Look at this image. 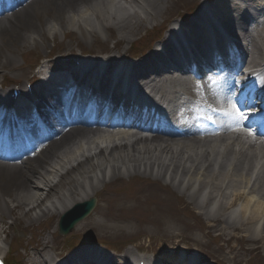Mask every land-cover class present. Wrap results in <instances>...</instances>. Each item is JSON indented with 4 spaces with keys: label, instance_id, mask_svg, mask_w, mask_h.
<instances>
[{
    "label": "bare ground",
    "instance_id": "obj_1",
    "mask_svg": "<svg viewBox=\"0 0 264 264\" xmlns=\"http://www.w3.org/2000/svg\"><path fill=\"white\" fill-rule=\"evenodd\" d=\"M22 1L16 2L15 6ZM28 1L29 3L11 15V20L14 24L22 25L25 29H29L27 32H30L31 35L27 36L25 35L26 33L18 30L13 31L10 22L0 21V49L6 54L2 59L0 58V69L16 67V58L21 56V51L27 47H34L36 41H47L56 37L58 31H65L66 33H62L65 35L78 31V27L86 26V29H94V31L100 28L109 37L111 36L109 31L113 30L120 41L129 42L139 29L146 25L150 18L163 15L166 7L174 0H133V3L138 1L144 7L149 8L150 14L145 18H139L135 11H123L124 9L115 0H66L75 16L74 19L70 16L71 11H66L64 9L65 4H60L58 0ZM80 1H82V5L79 4L81 3ZM229 4V0L215 1L216 14L219 12L222 14L219 18L220 20L223 16H228V12L236 10L234 5ZM217 7L220 8L217 9ZM51 8H53V11ZM51 14L53 15L51 16ZM64 14L66 15L63 17ZM31 18H34L35 22H37L36 25L31 22ZM236 18L230 17L231 21H235ZM130 21H135V23L131 24ZM226 22L229 21L226 20ZM91 42L90 40L88 43ZM126 53L127 51L124 54ZM108 63L111 66L110 60ZM144 63L143 61V66ZM133 64V75L145 77V74L142 73L143 70L139 69V62L132 63V66ZM42 70L43 68H39L35 75L41 73ZM159 76H161L160 70H156L151 77L145 78L151 88L154 85L157 86L158 81L156 79ZM171 84L172 82H169V85ZM165 85L168 84L165 83ZM35 88H40V85ZM1 94L0 91V96H2ZM161 97L167 102L172 100L171 95L165 91L161 92ZM66 131L64 130L52 136L51 142L47 144L45 151L42 148L44 146L43 142L36 143L39 146L40 153L34 156H22L17 160V166L0 165V203L2 205L0 212L5 211L7 215L11 216L13 215L11 208L21 210L26 207L27 210L23 212V216L26 217L28 213L38 210L39 212L36 213L31 221L38 222L46 215L60 216L66 210L72 208L74 204H81L88 200V198L93 196L97 188L105 184L104 173L106 171L111 172V180H115L120 175L133 176L140 173L147 174L154 179L174 180L176 177L173 174L176 169L179 174V182H177L179 185L185 178L189 179V185L196 180H200V187L195 194L197 197L193 195L188 198V201L196 209L203 211V213L205 212L204 216L207 217L209 222L216 224L215 228L219 230L221 235L228 234L231 237L230 231L236 229V231L242 233L243 239L258 244L264 254V203H255L254 196L246 191L248 190L247 184L251 176L249 162L255 157V149L248 146L247 148L228 151L225 156L227 161L216 163L220 171L215 175L212 173V165L218 158L222 159L224 157L213 149H206L201 153L184 158H170L167 160L168 157H171L169 153H172L171 151L174 148L171 145L167 146L166 143H162L166 141L161 140L157 135L150 140L138 137V139L125 143L122 140H130L131 135H113L116 138V141H114L113 137H99L100 130L86 131L77 128L69 130V133H66ZM57 136L61 139V142L65 141L66 143H69L73 137H82L84 140L80 143L81 145L78 146L74 143L64 150L62 154L54 156L55 153H59L57 151L59 149V140L55 139ZM129 150L132 152L131 156H129ZM85 153L89 154L85 155ZM76 157L80 158V160L77 161ZM231 160L247 164L248 172H240L239 167L233 166L229 162ZM71 162L76 163L69 167ZM226 168L228 171L224 173ZM123 169L124 171L120 173V170ZM61 170L65 171V173L62 174ZM26 172L27 174H25ZM71 172L75 173L74 176L69 174ZM64 176L66 177L64 184L68 186V189L61 183ZM14 177H19V179H14ZM26 177L30 178L31 182H26L24 180ZM217 181L226 182L225 186L227 187L235 184L234 198L229 201L227 193L220 192L217 187H212L209 189L206 199L203 200V197V201L200 199L197 201L198 195L206 190L205 187L209 188L210 183H215L218 186ZM174 182L173 184H175ZM15 184L23 185L21 186L22 190L18 193L11 189ZM85 188L87 189L85 190ZM254 188L252 194L256 191V196H264V178ZM61 189H65V191ZM49 192L51 193L49 194ZM48 194L50 198L47 197ZM46 197L48 198L47 200L45 199ZM110 200L108 198L107 202ZM234 200H242L240 202L241 215L238 218L239 220L230 222L221 215L229 209ZM114 202L117 203L118 199L114 200ZM46 203L48 204L47 207L45 206ZM211 205H214L212 209L217 207V210L215 215L209 218L211 214L207 210ZM81 230L85 231L83 227L80 228ZM37 259L40 262L41 257H37ZM37 259H33L31 264H36ZM190 260L192 258L176 256L174 253L163 254L162 259H159L160 264H189ZM233 260L235 264L240 263L236 256H234Z\"/></svg>",
    "mask_w": 264,
    "mask_h": 264
},
{
    "label": "rangeland",
    "instance_id": "obj_2",
    "mask_svg": "<svg viewBox=\"0 0 264 264\" xmlns=\"http://www.w3.org/2000/svg\"><path fill=\"white\" fill-rule=\"evenodd\" d=\"M193 1L197 2L198 0L171 1L170 5L166 7V11L163 15L160 17L156 16L154 21L157 20L158 22V18L175 17L176 14L182 10L183 15H185L189 8V4L191 5ZM80 2L82 3V1ZM81 3L79 4L82 5ZM136 10L140 16L141 11L139 7H136ZM123 11L128 12L127 10ZM65 15L66 14H64L63 17ZM132 22L135 21H130V23ZM85 28L86 26L81 27V29L78 27V31H73L65 35L62 34L65 31L59 32L56 37L48 39L43 48L36 42L34 53L30 54V51L27 52L23 57V65L17 66L13 71L10 69V74H16L22 69L30 70V67L33 66V62L37 60L35 59V54L45 55L46 52L49 50L51 51L52 46H54L55 50L62 51L61 54L63 56H60V58L68 60L71 57L79 56L80 49L77 48V44L81 46L84 52H92L89 54L98 56L101 51H105L118 40V37L117 39L114 38L113 30L109 31L112 37H107L105 33H98V28L97 37L91 39L87 36ZM92 30L94 31V29ZM152 36L153 35H148V33L145 34L140 30L131 45L132 49L139 48L143 50V47L147 46ZM89 40H93V42L90 44L85 43ZM120 46L122 47L119 51L122 52L127 45L121 43ZM68 47H71V50H69ZM96 47L99 53H96ZM128 47L129 45L127 48ZM27 50L28 47L25 48L23 52ZM4 71L6 73L8 70ZM7 77L11 80L12 75L8 74ZM124 183L128 184L126 181H124ZM138 184H140L139 186L141 189L151 188L152 191L145 196L143 193L139 198L137 190L140 189L138 188ZM138 184H135L134 192H120L119 189L123 186L120 183H116L114 184L116 186L115 188L106 189L105 193H99L98 195H101V201L97 202V206L98 209L103 211V215L99 217V225H94V230L90 233H85L84 235L73 234L70 239L76 241H79L81 237L82 240L96 239L95 236L98 235L95 231H98L101 236L115 239L111 242L117 244L118 247L130 244L134 250H145L149 254H156V252L162 251L163 248L172 249V247H174L173 249L176 250L177 255H182V252L185 250L190 253L197 252L198 256H194L199 258L202 262H207V264H230L231 258L235 254L229 252L227 247L233 245L239 253L238 258L241 259L242 262L245 261L246 263L247 259L250 263L257 262L256 257L249 258L251 254L244 252L243 249H247L250 246L249 242L245 239L238 240L240 244H235L231 240L226 242V236L220 238L217 233L212 231L211 222L205 219L206 217L203 215V211L196 209L187 199L190 198L194 192L189 191L186 196V193H180L179 190H175L172 187L166 188V182L161 183L156 181L154 184L149 185L148 181H144ZM211 185L214 186L213 183H211ZM214 187L219 188V186ZM106 198H110L112 203H108ZM115 198L123 203L111 209L107 206V203L110 205L115 204L113 203V199ZM134 199H137V201L135 202ZM159 200L162 201L159 202ZM182 202L185 206L182 205ZM212 213L214 212H209V214ZM194 214L197 216V219L193 218L192 215ZM95 217L96 216L93 218ZM4 218V223L10 224L8 220L9 217L4 216ZM93 218L88 216L83 220L82 224L89 223V220ZM27 236V239L22 242V244H25L30 238L29 235ZM236 237L240 239L242 234L236 232ZM9 241L10 239L6 240L5 244L9 243ZM197 248H199V251L195 250ZM22 253L23 251L21 249L17 251V255H21ZM261 256L263 257L262 253Z\"/></svg>",
    "mask_w": 264,
    "mask_h": 264
},
{
    "label": "snow or ice",
    "instance_id": "obj_3",
    "mask_svg": "<svg viewBox=\"0 0 264 264\" xmlns=\"http://www.w3.org/2000/svg\"><path fill=\"white\" fill-rule=\"evenodd\" d=\"M236 123H237V125L239 124V118H236ZM232 130H233V131H236V130H239V128H238V127H234ZM248 134H249L250 136H254V134H253L250 130H249ZM260 134H261L262 136H264V127L261 128V132H260Z\"/></svg>",
    "mask_w": 264,
    "mask_h": 264
}]
</instances>
